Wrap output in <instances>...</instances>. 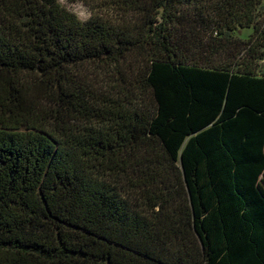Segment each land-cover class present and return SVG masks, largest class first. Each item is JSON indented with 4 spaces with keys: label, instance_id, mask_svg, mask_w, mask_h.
<instances>
[{
    "label": "trees",
    "instance_id": "16d2710c",
    "mask_svg": "<svg viewBox=\"0 0 264 264\" xmlns=\"http://www.w3.org/2000/svg\"><path fill=\"white\" fill-rule=\"evenodd\" d=\"M262 3L0 0V264H264Z\"/></svg>",
    "mask_w": 264,
    "mask_h": 264
},
{
    "label": "rangeland",
    "instance_id": "374dc122",
    "mask_svg": "<svg viewBox=\"0 0 264 264\" xmlns=\"http://www.w3.org/2000/svg\"><path fill=\"white\" fill-rule=\"evenodd\" d=\"M65 6L72 10L81 20L88 19L92 15L103 13V3L104 0H76L74 2H66L61 0ZM264 4L262 3L258 9L257 21L260 19V16L263 12ZM252 28L248 29H239L234 35L236 37L246 39L252 32ZM260 72L264 74V60L260 64Z\"/></svg>",
    "mask_w": 264,
    "mask_h": 264
}]
</instances>
